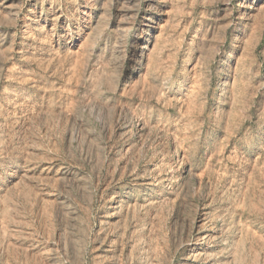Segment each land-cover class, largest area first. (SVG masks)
I'll use <instances>...</instances> for the list:
<instances>
[{"label": "rangeland", "instance_id": "1", "mask_svg": "<svg viewBox=\"0 0 264 264\" xmlns=\"http://www.w3.org/2000/svg\"><path fill=\"white\" fill-rule=\"evenodd\" d=\"M0 264H264V0H0Z\"/></svg>", "mask_w": 264, "mask_h": 264}]
</instances>
